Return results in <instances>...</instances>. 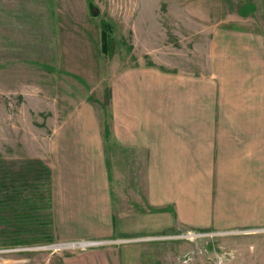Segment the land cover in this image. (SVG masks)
<instances>
[{"label":"rangeland","instance_id":"obj_1","mask_svg":"<svg viewBox=\"0 0 264 264\" xmlns=\"http://www.w3.org/2000/svg\"><path fill=\"white\" fill-rule=\"evenodd\" d=\"M103 21L113 52L102 51ZM126 118L193 144L172 169L184 166L176 178L194 179L210 210L160 234L60 236L53 172L65 164L53 146H84L92 120L101 179L121 194L123 175L139 174L119 138ZM47 167L51 209L35 194ZM11 188L39 206L34 220L0 210V264H66L129 243L142 245L122 257L144 264H264V0H0V198Z\"/></svg>","mask_w":264,"mask_h":264},{"label":"crops","instance_id":"obj_2","mask_svg":"<svg viewBox=\"0 0 264 264\" xmlns=\"http://www.w3.org/2000/svg\"><path fill=\"white\" fill-rule=\"evenodd\" d=\"M131 113L136 114L133 109ZM89 121L93 123L91 125L86 120L90 131L82 132L84 143L87 141L84 146L73 147V143H67L72 145L67 149L61 140L53 146L57 151L58 161L65 164L55 168L53 172L54 210L60 236L70 238L160 234L173 227L178 228L179 225L195 224L194 213L197 210H210V198H196L199 191H196L194 179L191 182H183L182 179L176 178L175 173L183 171L184 166L178 168L175 173L173 171L176 168L172 169L176 160L174 152L184 153V148L193 147L188 140L183 138L184 144L177 146L174 136H163L161 132L158 137H147L139 121L134 118L124 119V123L128 124V131L124 128L119 138L132 154H138L139 174L137 177L135 169L128 175L124 174L123 182H119L122 185L119 194L120 188L113 189L112 182L104 184L101 179L103 171L100 164L103 159L100 157L104 150L99 145V134L94 128V122ZM105 128H109L108 122L105 123ZM57 133L69 138L71 132L63 126ZM103 135L105 139L109 137L105 131ZM71 137L73 138V135ZM179 137L178 139H182V136ZM147 138L154 139L149 148V161L145 157ZM73 142L76 144L74 140ZM207 146L209 147L208 144ZM64 154L71 163L67 164L63 160ZM141 154L144 155L142 165ZM201 185L202 182L197 187L200 188ZM105 192L107 205L104 204ZM141 245L129 243L122 246H99L90 253L67 258L66 264H144L136 258H124L120 252L122 250L125 255L130 256V251L139 250Z\"/></svg>","mask_w":264,"mask_h":264},{"label":"trees","instance_id":"obj_3","mask_svg":"<svg viewBox=\"0 0 264 264\" xmlns=\"http://www.w3.org/2000/svg\"><path fill=\"white\" fill-rule=\"evenodd\" d=\"M110 26L106 21L102 22V51L103 52H113L114 51V42L111 38ZM108 132V129L106 128V133ZM47 188L45 191H43L40 188H36L35 190L39 193L37 194V198H39L38 201H40L41 205H44V203H47L48 207L50 209L52 208V193H51V170L47 167ZM12 182H16V180H13ZM27 183V182H26ZM14 185V184H13ZM24 186H28L29 184H23ZM23 187V186H22ZM26 189V188H23ZM6 192V191H5ZM22 190H19V188H11V190L7 189V192L4 194L5 198H0V210H7V211H13L16 213L15 219L24 220V219H32L34 220L35 217L31 215V213L28 212V210H32L33 208H37L39 205V202H34V199L27 196L22 197ZM46 196V197H45ZM1 197V196H0ZM47 198V202H45V199ZM40 205V206H41ZM34 209V210H35ZM28 212V213H27ZM3 217V216H0ZM28 217V218H27ZM4 218H7L4 216Z\"/></svg>","mask_w":264,"mask_h":264},{"label":"water","instance_id":"obj_4","mask_svg":"<svg viewBox=\"0 0 264 264\" xmlns=\"http://www.w3.org/2000/svg\"><path fill=\"white\" fill-rule=\"evenodd\" d=\"M62 246L64 245V244H61Z\"/></svg>","mask_w":264,"mask_h":264}]
</instances>
